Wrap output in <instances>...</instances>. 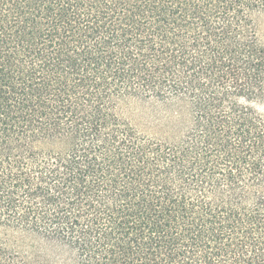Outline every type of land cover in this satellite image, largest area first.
I'll return each mask as SVG.
<instances>
[{"label": "trees", "instance_id": "16d2710c", "mask_svg": "<svg viewBox=\"0 0 264 264\" xmlns=\"http://www.w3.org/2000/svg\"><path fill=\"white\" fill-rule=\"evenodd\" d=\"M262 106L264 0H0V264H264Z\"/></svg>", "mask_w": 264, "mask_h": 264}, {"label": "rangeland", "instance_id": "374dc122", "mask_svg": "<svg viewBox=\"0 0 264 264\" xmlns=\"http://www.w3.org/2000/svg\"><path fill=\"white\" fill-rule=\"evenodd\" d=\"M262 110L264 111V106H262ZM148 112H150V107L148 105H144L143 103H138V101H134L130 104L129 116L137 123L140 127L149 128L150 125L147 123Z\"/></svg>", "mask_w": 264, "mask_h": 264}]
</instances>
